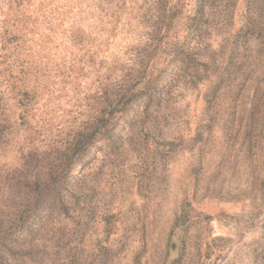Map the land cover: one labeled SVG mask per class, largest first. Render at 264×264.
Returning a JSON list of instances; mask_svg holds the SVG:
<instances>
[{
  "label": "trees",
  "instance_id": "obj_1",
  "mask_svg": "<svg viewBox=\"0 0 264 264\" xmlns=\"http://www.w3.org/2000/svg\"><path fill=\"white\" fill-rule=\"evenodd\" d=\"M190 1L2 2L0 264H107L110 253L105 244L112 241L127 215L121 210L124 199L115 203L114 194L101 198L103 168L107 167L109 179H121V168L134 161L127 191L136 186V194L141 195L145 187L142 198L151 197L155 185L166 187L165 165L176 153L169 130L179 119L182 97L199 86L207 88L203 94L209 104L207 120L196 124L186 144L180 138L179 145L195 154L196 165L206 159L209 139L202 130L213 127L215 108L224 101L242 104L251 73L264 62V52L249 46L264 30V0L253 3L248 12L247 5L237 28L235 0H195L187 11ZM44 9L59 17L47 18ZM100 17L109 23L100 29L114 44L117 38L136 43L130 51L124 50V58L119 49L114 54L107 41L104 50L86 49L91 42L85 26L90 18ZM55 19V29L49 28L52 36L44 43L56 49L52 38L59 36L60 42L68 41L75 51L81 50L72 77L67 67L54 73L43 67L40 53L32 48L40 25L48 29ZM51 56L48 48L41 55ZM57 76L62 81L53 94ZM259 78L263 86L251 92L253 100L247 99L250 111L239 115L235 128L222 129L218 143L224 146L218 163L230 157L235 176L242 169L247 171L251 208L257 206L258 197L264 202V162L260 160L264 155V68ZM92 83L99 92H89ZM82 87L88 91L80 97ZM50 93L53 96L45 101L56 109L59 100L67 98L68 106L61 110L64 118L56 121L53 109L45 105V117L35 121L39 101ZM7 155L10 162L2 161ZM95 160L100 164L93 168ZM240 164L244 167L238 170ZM185 193L186 189L161 264H180L194 211ZM198 214L203 220L211 219ZM95 230L98 236L92 238Z\"/></svg>",
  "mask_w": 264,
  "mask_h": 264
},
{
  "label": "rangeland",
  "instance_id": "obj_2",
  "mask_svg": "<svg viewBox=\"0 0 264 264\" xmlns=\"http://www.w3.org/2000/svg\"><path fill=\"white\" fill-rule=\"evenodd\" d=\"M5 1L0 0V14L4 10L2 2ZM194 1H190L191 4L187 11L194 6ZM84 2L85 6L87 1ZM235 2L238 4L235 13V28H237L241 17L244 15V9L248 5V12V9H252L253 3H258V0H235ZM34 9L38 10L37 8ZM48 11L51 9H44L47 18L59 17L58 14ZM1 19L2 16L0 15ZM96 20L90 18L88 25L85 26V32L87 36L90 35L88 40L91 42L87 43L86 49L88 47H101V50H104L103 44L107 41L114 54L119 49V55L123 56L126 48L130 51L131 46L136 44L132 41L120 40V38H117V42L114 44L111 39L105 36L104 29H100L106 25V18L100 17ZM50 21L52 24L48 26V29H46V24H41L36 32L35 39L37 41L36 45H32L33 51L36 50L37 53H40V59L43 61L42 66L49 71L54 73L58 68L67 67L72 77L73 72L71 70L74 69L76 60L81 56V50L75 51L67 40V43L60 42L61 37L59 36L52 38L53 44L57 46L56 49L52 44L49 45L53 48L52 50L47 47L44 42L46 38L52 36L49 33V28L55 29L53 23L57 22L56 19ZM65 26L67 27V25ZM93 26L96 28L93 29ZM141 38L144 39L145 36L143 35ZM259 38L250 41L249 46L254 52L260 50L264 52L263 48L259 47V45L264 46V30L259 33ZM46 48L53 54L51 58L44 59L41 57ZM71 51L75 52L71 54ZM262 68H264V62L255 72L251 73L250 81L247 82V98L243 100L242 104L224 101L220 107L215 108L213 127L210 130L206 128L202 130L204 138H208L209 143L205 147L207 150L206 159L200 161L198 165H196L195 154L189 150L188 146L179 145V139H183L186 144L193 136L196 124L199 125L200 122L205 124L207 119L204 116L209 104L204 102L203 94L207 88L199 86L200 89L196 92L191 90L182 97L180 104L182 110L178 113L179 119L173 121L172 130H169V133H172L169 136L170 141H173L174 144L172 149L176 153L165 165L168 176L166 187L160 189V184L155 185V191L151 192V197L142 198L145 187L143 188V195L136 194V186L134 190L127 191L131 186V179H133V173L130 169L135 165L134 161L132 165L124 167L125 169L121 168V179L117 177L116 179H109L107 167L103 168L102 184L104 190L100 194L101 198L106 197L107 199L109 194H114L116 195L115 203L124 199L125 207L123 209L122 206L121 210L124 212L123 215H127V219L118 226L119 230H117L112 241L108 244L103 243L110 253L108 255L110 260L107 264H161L165 252L168 251V238L178 214L181 194L185 189V194L191 201L194 211L191 212L193 218L187 228L186 244L183 247L182 255L179 256L182 257L180 264H264V202L258 197L256 198L257 206L253 207L254 209L249 206L247 171L242 169L243 164L237 167L238 170H242L235 176L233 161H229L232 160L230 157L223 164L218 163L224 152V146L218 144L222 140V129L235 128L234 125L239 120V115L246 110L247 113L250 111L251 103L247 99L253 100L254 97L251 92L254 93L258 90L257 88L263 86V79L259 78ZM65 77L66 73L64 72ZM61 81L59 76L54 79L53 87L55 90L53 94L61 85ZM95 86L92 83L89 92H96ZM84 88L82 87L84 93L80 94V97H83L88 91ZM65 93L69 96L71 94L68 88ZM198 93L200 96L196 99ZM52 96V93L43 95L42 100L39 101V107H37L39 110L35 116V121L45 117L44 112H48L45 105L53 109L56 121L64 118L61 110L64 106H68L65 102L67 98L60 99V108L56 109V105H48L45 101ZM177 145L179 146L176 147ZM10 159H12L11 156L7 155L1 160L10 162ZM260 160L264 162V155H261ZM95 163L93 168L100 164V160H95ZM151 186L154 187L153 184ZM213 193L215 194L214 197ZM197 212L210 215L211 219L209 221L203 220V216ZM97 231L95 230L91 234L92 238L98 236L99 230Z\"/></svg>",
  "mask_w": 264,
  "mask_h": 264
}]
</instances>
